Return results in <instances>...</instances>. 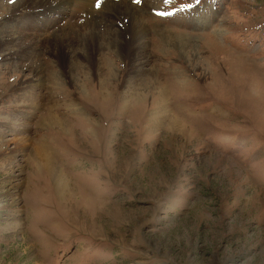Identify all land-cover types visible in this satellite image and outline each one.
Listing matches in <instances>:
<instances>
[{
    "label": "rangeland",
    "instance_id": "1",
    "mask_svg": "<svg viewBox=\"0 0 264 264\" xmlns=\"http://www.w3.org/2000/svg\"><path fill=\"white\" fill-rule=\"evenodd\" d=\"M106 1L38 15L23 34L89 29L86 12L99 17ZM108 1L142 14L146 65L119 9L121 44L101 55L91 42L86 57L66 54L72 32L36 60L27 39L0 53V264H264V96L250 99L225 60L264 85V0ZM30 5L14 13L27 26ZM157 33L193 38L191 60ZM102 57L112 77L99 91Z\"/></svg>",
    "mask_w": 264,
    "mask_h": 264
},
{
    "label": "bare ground",
    "instance_id": "2",
    "mask_svg": "<svg viewBox=\"0 0 264 264\" xmlns=\"http://www.w3.org/2000/svg\"><path fill=\"white\" fill-rule=\"evenodd\" d=\"M7 1H9V3H10V1L13 2V3H10L12 6L11 7L12 8V14L9 15V18L3 19L0 21V22H2V24H0V44H1L0 45V53L1 54L2 53L8 54L10 51L9 49L21 47V42L23 40L27 39L32 44L33 52L31 53V56L35 54L34 57H31L30 59L36 60V56H38V54L40 55V53L42 52L41 50L45 49V47H48V44L50 42H54L55 44L59 40H61L62 42L63 41L66 42L68 40V38H70V36H69L70 32H72V35H75L72 37L77 38L78 44H77V46H72L70 44L71 41L69 44L67 43L68 46H66L63 49L66 52V54H69L70 57H74V58H78L80 56V54H82L83 56L86 57V54H87V51H86L87 48L85 49L86 43L91 42L92 45L97 44L96 48H97L98 54L101 55V52L103 50L108 51L110 46L112 47L114 45L115 48H119V44H121L119 42V35L121 33V30L118 29L116 24L117 25L122 24L123 20L121 21L118 19H114L111 15H109V13L112 12L114 9L115 10L119 9L122 12V13L121 12H119V13H121L123 16H125V18H127V20H126L128 22V24H127L128 28L127 29L128 30L132 29V32L135 35L134 41H135V45H136V50H135V56L133 59L134 62L139 63V60H142L141 63H143V64L139 63V65H146L148 62V56L146 53L143 52L144 48H145V44H146V43H144V35L147 32V27L144 24L145 20H143L142 14L138 13L136 8H134L135 6L132 7L131 4H130L131 6L126 5V4H125L126 6H123L124 5V4H122L123 2L120 4H118L119 2L117 4H114L113 2L107 0L106 1V7L108 9L104 6V10L102 12H100V10H99V12H96L97 14H99V17L98 16L94 17L95 12L93 10H91V8L88 12H86V15H89V18L87 16H85L84 19H85L89 29H86L85 27H84L85 28L84 29V28L80 27L79 25H78L79 26L78 27V26H75L73 24H69V22H68L63 27H61V26L57 27L56 26L58 29L55 30L54 35L53 34L52 35L46 34V36H41V37L40 36H34V37H32V36H27V35L23 34V30H27L29 28L31 29L30 24H33L32 22H33L34 18L39 17L38 15L47 16L46 14L53 13V14H58L57 16L63 19V17H65V12L62 9L69 8L71 11H74L73 9L75 8L77 11L83 10L84 7L87 8L89 6H92V3L96 0H65L62 4L59 3L60 5H55V6H53L52 3L56 2V0H39V7L40 8L38 7L36 9H34V12H33L34 7H32L30 5L28 8L32 12L31 15H29V14L24 15V17H23V18H25L27 16V18H29L28 19L29 20L28 26L25 25L24 21L21 19V17L19 15H17V14L14 15V13H17L15 11H17V9L21 6V2L23 0H7ZM97 2H99V1H97ZM150 3H152V2H150ZM147 9H149V8H147ZM150 9H152V8H150ZM153 10H154V8H153ZM157 11H158V9H157ZM191 14H195V12L191 11ZM42 19H43V17H42ZM44 22L45 23H43V22L41 23L42 26L39 27L40 29L46 28L45 24L50 26L51 24L54 23V22L52 23V20H46ZM114 22H115V26L113 25ZM193 23H194L193 25L196 26V22H193ZM200 23L207 25V23H204L203 21H200ZM147 24H148V22H147ZM76 25H77V23H76ZM49 26H47V27H49ZM82 26H83V24H82ZM122 26H123V28L125 27L124 24H122ZM81 31L85 32V33H89V35H86L87 36L86 38H85V36H84V38H83V36H79L78 33H81ZM155 35H157L161 39L165 48L167 47V45H173V44H176V42H177V44H179L178 47L181 46L180 49L182 50L183 53H185L184 56H186L187 60H191V58H190L191 56L189 57L188 55H186V53L189 52V50H188L189 45L190 46H196V44L195 45L192 44L193 41H195V40H193V38L186 37V36L184 37V36L175 35V34L173 35V34L157 33ZM6 37L7 38L10 37V38L6 41H3V39ZM87 39H89L90 41H88ZM71 40H72V38H71ZM77 40H76V42H77ZM115 41H117L116 44H115ZM73 45H75V43ZM61 48H62V45H61ZM215 48L216 49H211V50H213L214 53L220 54L222 51H224V49H222V48H219L218 50H217V47H215ZM195 51H193V53ZM91 53H92V51H91ZM114 54H116V53L114 52ZM10 55H11V53H10ZM22 58H24L22 55H17L16 61H9L8 60L4 63H1V65H4V66L11 65L12 67H16V65L19 63L17 60L21 61ZM82 59H85V58L81 57L78 59L77 62L86 64V61L82 60ZM225 60L229 64V68H230L229 69L230 70L229 75L238 74L239 77L240 76L243 77L242 84L244 87H246V89H247V86L245 83L247 82L249 84V91H252L253 94L251 95V97L250 96H248V97L250 99L256 101V102H257V99L262 100L261 98H262V96H264V85L262 83V78L259 75H257L255 72H253L252 71L253 69L251 67H248L249 63L245 64V63L239 62V60L237 61V59L231 60L230 58H226ZM100 64H101V66H103L104 72H103V75L100 76L99 91H103L104 86H106V83L108 80L107 78L112 77L111 66H110L111 61H110L109 57L108 58L102 57V59L100 60ZM101 66H99V67H101ZM52 76H53V80H56L57 76H59V75H58V73H55L52 71ZM34 87H36V85L35 86H32V85L28 86V89H26V92H25V94H26L25 97L31 98V100L33 101V104L35 105L36 103H38V98L36 99V96H35L36 94H33V92H32V90H34ZM249 91H248V93H249ZM102 95H101V97H102Z\"/></svg>",
    "mask_w": 264,
    "mask_h": 264
}]
</instances>
